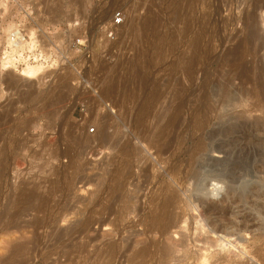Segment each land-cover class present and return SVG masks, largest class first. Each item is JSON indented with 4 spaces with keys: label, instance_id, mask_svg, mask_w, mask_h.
I'll list each match as a JSON object with an SVG mask.
<instances>
[{
    "label": "rangeland",
    "instance_id": "rangeland-1",
    "mask_svg": "<svg viewBox=\"0 0 264 264\" xmlns=\"http://www.w3.org/2000/svg\"><path fill=\"white\" fill-rule=\"evenodd\" d=\"M36 3L67 60L0 69V264H264V0Z\"/></svg>",
    "mask_w": 264,
    "mask_h": 264
},
{
    "label": "built area",
    "instance_id": "built-area-1",
    "mask_svg": "<svg viewBox=\"0 0 264 264\" xmlns=\"http://www.w3.org/2000/svg\"><path fill=\"white\" fill-rule=\"evenodd\" d=\"M5 19L10 20L5 23ZM123 22V13L115 12L104 27L106 42L116 39ZM9 26L12 27L6 32ZM87 43L85 38H78L72 47L83 54ZM66 48L64 28L44 20L36 0H0V65L16 70L38 65L48 73L55 72L66 65Z\"/></svg>",
    "mask_w": 264,
    "mask_h": 264
},
{
    "label": "bare ground",
    "instance_id": "bare-ground-1",
    "mask_svg": "<svg viewBox=\"0 0 264 264\" xmlns=\"http://www.w3.org/2000/svg\"><path fill=\"white\" fill-rule=\"evenodd\" d=\"M254 15V14H253ZM253 15H248V19H249V21L252 19V17H253ZM125 20V19H124ZM123 24H124V22H123ZM123 24L120 26V28H119V32H120V29L122 28V26H123ZM250 26V25H249ZM251 26H253V29L251 30V31H249L248 32V39L249 40H251V39H254L255 37H256V32H257V30H256V28H255V25L254 24H252ZM250 26V27H251ZM11 27L12 26H9L7 29H6V32H9L10 31V29H11ZM250 29V28H249ZM0 69L1 70H3L6 74H12L13 72L17 75V77H19V79L20 80H23V81H25V82H27V81H35V80H37L39 77H41L42 75L43 76H46V75H48L47 73L48 72H46V71H44L43 70V68L41 67V66H38V65H27L26 67H24V68H22L21 70H16V69H14V68H5L4 67V64L2 63L1 65H0ZM222 149V148H221ZM220 150V149H219ZM219 150H216L215 151V153H220V151ZM218 156V155H217ZM217 180V179H216ZM221 182V181H220ZM199 185V186H198ZM197 185V190H196V192L197 191H199V192H201V193H203V190H204V192H206L208 189H209V187L211 186V185H213V184H207V185H205L204 187H203V185L201 184H198ZM255 187V186H254ZM253 187V188H254ZM249 188H250V186H248V185H242V187H240L239 189H231V190H228L227 191V197H231V199L233 198V199H235V201L237 202H241V200H247V199H249L248 198V193L250 192L249 191ZM252 188V187H251ZM256 188V187H255ZM209 191V190H208ZM252 191V190H251ZM199 192H197L198 194H199ZM200 195V194H199ZM202 195V196H201ZM200 196L201 197H203V195L204 194H201ZM206 195V194H205ZM204 195V196H205ZM198 196V195H197ZM200 196H198L197 198H198V202H199V200L201 199L200 198ZM262 196V195H261ZM225 199V198H224ZM227 199H230V198H227ZM29 201H32V200H29ZM28 201V202H29ZM201 202H203V200L201 201ZM200 203V202H199ZM204 203V202H203ZM205 204V203H204ZM216 206V205H215ZM202 207V206H201ZM214 206L213 205H208V206H206V207H202V209L201 210H199V212H198V216H199V218L201 219V220H206V216H207V214H208V212L213 208ZM211 211H213V210H211ZM221 214V213H220ZM226 213H222L221 215H220V217H222L223 218V215H225ZM241 217V216H240ZM251 218L252 217H250V215L249 216H246V215H244V216H242L241 217V226H240V228H244L246 225H247V223H249L250 221H252L251 220ZM198 219V218H197ZM224 219V218H223ZM222 221V220H221ZM202 222V221H201ZM217 225V224H216ZM224 226V225H223ZM239 226V225H238ZM223 227H220L219 229H222ZM225 228V227H224ZM223 228V229H224ZM246 228H247V226H246ZM214 230V229H213ZM217 230H218V228H217ZM217 230H215V231H217ZM205 231V230H204ZM225 231V230H224ZM243 231V230H242ZM213 234V233H212ZM225 237V236H224ZM217 238V237H216ZM220 238V237H219ZM218 238V239H219ZM223 238V237H222ZM228 240V239H227ZM226 240V241H227ZM214 241H217V240H214ZM217 243L219 244V240L217 241ZM220 243H221V241H220ZM24 244V243H23ZM18 245V246H16L15 248H13V252H12V254L13 255H19L20 253H22V251L26 248L24 245ZM213 244V243H212ZM215 244H216V242H215ZM222 244V243H221ZM177 245V244H176ZM223 245V244H222ZM221 245V246H222ZM227 245H229V246H231V242L229 243V242H227ZM226 245V246H227ZM224 246V245H223ZM173 247V246H172ZM210 247L211 246H209V248L208 249H210ZM218 247V246H217ZM207 249V248H206ZM207 249V250H208ZM12 250V249H11ZM167 250V249H166ZM24 252V251H23ZM166 252V251H165ZM205 252V251H204ZM22 255V254H21ZM20 255V256H21ZM207 255V254H206ZM206 255L204 254V258L201 260V263L200 264H207V263H209V262H207V261H209V260H207L208 258L206 257ZM12 256V255H11ZM13 257V256H12ZM11 257V259L13 260V258ZM18 257V256H17ZM16 259V258H15ZM219 259V258H218ZM221 260V259H220ZM14 261V260H13ZM223 261V260H222ZM11 262V261H10ZM225 262H227V261H225ZM215 263V262H214ZM220 263V262H219ZM222 263V262H221ZM220 263V264H221ZM224 263V262H223ZM229 263V262H228ZM212 264V263H211ZM217 264H218V262H217ZM234 264V263H233Z\"/></svg>",
    "mask_w": 264,
    "mask_h": 264
}]
</instances>
